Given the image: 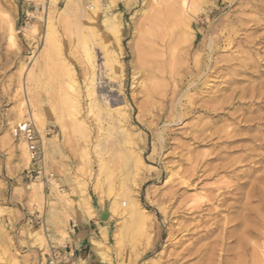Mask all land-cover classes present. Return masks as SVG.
Masks as SVG:
<instances>
[{
	"label": "rangeland",
	"instance_id": "rangeland-1",
	"mask_svg": "<svg viewBox=\"0 0 264 264\" xmlns=\"http://www.w3.org/2000/svg\"><path fill=\"white\" fill-rule=\"evenodd\" d=\"M158 1H117L119 48L102 22V0L94 22L84 16L92 0H74L61 13L67 0H0V264H49L50 247L64 250L71 222L88 216L82 204L88 201L91 217L97 216L92 205L101 206L102 264H193L180 253L219 239L217 230L210 241L195 240L211 223L234 215L224 206L214 210L211 198L222 189L232 204L233 188L259 174L243 178L256 158L249 149L253 136L264 138V119L245 120L264 116V91L257 98L243 92L264 81V0H188L187 15L181 0ZM31 24L39 27L33 34L24 31ZM102 45L118 55L112 70L103 66ZM95 75L98 95L126 112L122 124L113 120L115 112L99 119L88 114L85 90ZM67 94L78 96L81 124L70 115ZM34 110L41 125L29 115ZM26 119L42 138L41 177L26 175L31 162L18 146L25 141L14 133ZM137 158L143 165L135 166ZM33 179L42 182L41 199L29 187ZM123 190L122 199L137 200L144 229L121 231V216H112L109 207ZM261 238H243L236 228L224 255L215 244L212 264H264Z\"/></svg>",
	"mask_w": 264,
	"mask_h": 264
},
{
	"label": "bare ground",
	"instance_id": "bare-ground-1",
	"mask_svg": "<svg viewBox=\"0 0 264 264\" xmlns=\"http://www.w3.org/2000/svg\"><path fill=\"white\" fill-rule=\"evenodd\" d=\"M79 1V0H78ZM103 2V11H102V22L106 28L107 31H109L110 35L113 36L114 40L116 41L115 43H117L116 45L120 48V27H121V14L119 11H115L116 9V3L117 1L119 2H123L124 5L129 6V4L131 3L132 0H102ZM193 1V0H192ZM191 1V2H192ZM195 1V0H194ZM51 2L53 4H55L56 0H51ZM74 2V0H67V3L65 5V8H62L60 10V13L65 11L66 7H69L70 4H72ZM100 2L101 0H92V2H90V7L89 11H86L85 9L83 10L86 11L84 12V16L86 13L85 18L87 17L88 21H93L95 19V15L99 12L100 10ZM81 3V0H80ZM151 3L154 5L159 4L158 0H151ZM194 3V2H193ZM178 4V3H177ZM180 9L182 11L183 14L187 15L186 13H188L190 11V6H189V2L188 0H181L180 3ZM81 5V4H80ZM192 5V4H191ZM195 5V4H194ZM15 6V5H14ZM171 6V5H170ZM81 7V6H80ZM173 7V6H172ZM55 8V7H54ZM82 8V7H81ZM170 8V7H169ZM175 8V7H174ZM173 8V9H174ZM192 8V6H191ZM83 9V8H82ZM171 9V8H170ZM176 9V8H175ZM154 10V9H153ZM160 11V10H159ZM173 11V10H171ZM177 11V10H176ZM180 12V11H179ZM153 13V16H155L156 14H158V11L155 9ZM178 14V13H177ZM180 14V13H179ZM176 15V14H175ZM181 15V14H180ZM183 15V17L185 16ZM191 15V14H190ZM196 15V14H195ZM152 16V17H153ZM177 16V15H176ZM182 16V15H181ZM186 17V16H185ZM190 17V16H189ZM192 18V17H190ZM157 19V18H156ZM183 19V18H182ZM184 20V19H183ZM187 21V20H185ZM190 21V20H189ZM192 21V20H191ZM94 22V21H93ZM187 23V22H186ZM185 23V25H186ZM189 23L187 24V26H189ZM38 25V24H37ZM85 25V24H84ZM192 25V24H191ZM37 27L36 24H31L29 26V31L24 30L26 32H28L29 34H33L37 31ZM84 28V27H83ZM86 28V27H85ZM87 29H89V33L91 34V38H92V34H94L95 32L93 31L94 29H92L91 27H87ZM190 29V28H189ZM10 30H14L13 26L10 27ZM192 30V29H190ZM14 32V31H13ZM25 32V33H26ZM12 33V32H11ZM188 35H190L188 33ZM192 35V34H191ZM190 38V37H189ZM194 38V37H193ZM192 39V38H191ZM190 39V41H191ZM193 40V39H192ZM225 41V40H224ZM189 43V42H188ZM194 44V43H193ZM211 46V44H210ZM212 47V46H211ZM172 50V49H171ZM170 50V51H171ZM162 51V50H161ZM164 51V50H163ZM112 52V51H111ZM110 51H108V49L106 48V46L102 45L101 46V60L103 63L104 67H107L109 70H112L116 64H118V55L115 54L114 52L111 53ZM166 53V52H165ZM164 54V53H163ZM163 54L161 56H163ZM171 54V53H170ZM174 54V53H172ZM173 56V55H172ZM174 57V56H173ZM178 59V58H177ZM198 59V58H197ZM31 60V59H30ZM200 60V59H199ZM209 60V59H208ZM172 61V60H171ZM179 60H177L178 62ZM181 61V60H180ZM198 62V61H197ZM196 62V65H197ZM209 62V61H208ZM212 62V61H211ZM216 62V61H215ZM258 62V61H257ZM256 61L253 62V64L255 65L257 63ZM34 63V62H33ZM176 63V62H174ZM213 63V62H212ZM182 64V62H181ZM195 64V63H194ZM252 63H247L245 69H248L251 67ZM176 66V64H174ZM209 65V64H208ZM214 65V64H213ZM172 66V65H171ZM205 66V65H202ZM211 66V65H210ZM34 67V66H33ZM173 67V66H172ZM200 65L198 66L199 69ZM226 67V66H225ZM228 67V65H227ZM31 68V66H30ZM161 68V67H160ZM171 68V67H170ZM175 68V66H174ZM29 69V68H28ZM168 69V68H167ZM173 69V68H171ZM170 69V70H171ZM190 69V67L188 68ZM201 69V68H200ZM199 69V70H200ZM208 69V68H207ZM32 70V69H31ZM196 70V69H195ZM209 70V69H208ZM217 70V69H216ZM161 73L165 74V71L163 69H161ZM175 71V70H173ZM181 71V70H180ZM30 72V71H29ZM28 72V73H29ZM159 72V71H158ZM168 72V71H167ZM170 72V71H169ZM168 72V73H169ZM206 72V71H205ZM27 73V72H26ZM179 74V73H178ZM177 74V75H178ZM193 74V72H192ZM191 74V75H192ZM200 74V73H198ZM211 74V73H210ZM30 75V74H29ZM102 75V74H101ZM174 76V77H178V76ZM202 75V72H201ZM208 75V74H207ZM104 76V75H103ZM108 76V75H107ZM115 76V75H114ZM166 76V75H165ZM180 76V75H179ZM33 77V76H32ZM93 78H91L90 80V85H88L86 91V97L88 99V103H87V112L88 114H93L94 116H96L99 119V116L101 115V113L106 112L108 115H111L112 112H115V117L113 116V120L116 121V123L119 125L122 124L121 121L123 118L127 117V114L124 110H121V106L112 108L108 101L104 98V97H100L98 95L97 92V75L92 76ZM34 78V77H33ZM169 78V77H166ZM171 78V77H170ZM30 79H32L30 77ZM29 79V80H30ZM165 79V78H164ZM176 79V78H175ZM180 80V79H178ZM33 81V80H32ZM71 81V80H70ZM198 81V80H197ZM196 81V82H197ZM233 81V80H232ZM30 82V81H29ZM73 83V82H72ZM68 82V87L73 88V84ZM89 83V81H88ZM188 84V83H187ZM190 84V83H189ZM195 84V83H193ZM204 85V84H203ZM175 86V85H174ZM195 86V85H193ZM176 87V86H175ZM186 89V88H185ZM188 89V88H187ZM71 90V89H70ZM75 90V89H74ZM73 90V91H74ZM99 90V89H98ZM187 91V90H185ZM264 91V81H260L258 83V85H253L251 86L249 91L243 92V96L247 95V92L250 93L251 98H257V96H261L262 92ZM104 96V95H103ZM28 97V96H27ZM78 97V96H77ZM76 97V95H71V94H67L65 99H67V101L70 103V107H71V112L70 115L72 117V119L75 121H77V123L79 122L78 119V114L80 112V104H79V100ZM191 98V96H190ZM191 101V99L189 100ZM26 102H28V99H26ZM253 103H256V101H252ZM23 103V102H21ZM63 103V102H62ZM67 103V102H65ZM192 103V102H191ZM190 103V104H191ZM29 104V103H28ZM24 105V104H23ZM67 105V104H66ZM22 108V107H21ZM19 109L18 115L20 118L23 113V108ZM28 108V107H26ZM30 108V107H29ZM213 109V108H212ZM18 110V107H17ZM211 110V109H210ZM28 112V111H27ZM26 112V113H27ZM105 113V114H106ZM29 115H31V119L35 118L37 123L39 125H41V121L40 118L38 116L37 111H33L32 114L29 113ZM24 116V115H23ZM41 117V116H40ZM101 117V116H100ZM17 118V119H18ZM80 118V116H79ZM264 119V116L262 115H256L254 117H251L250 119H246L245 121H257L256 124H259V122ZM42 120V117H41ZM99 121V120H98ZM112 121V120H111ZM44 122V121H43ZM81 124V121L79 122ZM43 124V123H42ZM102 124V123H101ZM263 124V123H262ZM122 126V125H121ZM252 126H255V124L253 123L252 125H249L248 128H251ZM111 127V126H110ZM102 128V127H101ZM99 127V129H101ZM84 130V129H83ZM13 131V130H12ZM101 131V130H100ZM263 134V133H262ZM46 141V140H45ZM252 145L250 146V151H255V155L256 158L252 157L251 154H246L245 157L246 159L248 157H252L250 159V162H252V165H248L245 169H243V178L244 177H251L254 172L260 171L259 174H256L252 180H248L245 181L243 180L242 183L237 184L233 189L235 191V195L236 197L234 198L235 201L232 204H227L226 203V197L223 195V191L221 192L220 187L217 189L220 190V193L215 194L214 197L211 198L212 201L215 200V202L217 203V205H215L213 207L214 210H216L217 206H224L225 210H231L234 215L232 217L229 218H225L224 217V221L223 223L220 225L218 224V222H213L211 223L206 230H204V233L198 235L196 237V242L197 241H201L203 239H207L208 237L211 238V235L213 233H215V231L219 230L221 232V235L219 237V239H212L208 244H204L203 246H198L195 247L193 244V247H189L183 250L182 253H180V258L183 259L185 257H190V259L194 260L193 264H212V255L214 253L215 250V244H217L218 242H220V245L223 247V255L228 251V247L227 245L230 243L229 241H227V239L229 237H231L233 235V231L236 228H240L241 229V236H250V237H255V238H261L264 235V166H257L255 163L259 160H264V138L260 135H255L252 138ZM26 143L22 142V144H18V146L20 145V150L22 151L23 155L25 156L23 159L26 160V164L31 162V156L30 153L25 145ZM96 145V144H95ZM94 145V146H95ZM44 147V146H43ZM18 148V149H19ZM44 149V148H43ZM94 150V149H93ZM257 150H261L263 152L257 153ZM21 153V152H20ZM256 159V160H255ZM102 162V161H101ZM104 162V161H103ZM247 163V162H246ZM142 164V159L141 158H137L136 162H135V166L141 165ZM25 165V164H24ZM143 165V164H142ZM45 166V165H44ZM139 167V166H138ZM45 169V168H44ZM195 169V168H194ZM194 175V174H192ZM189 177V176H188ZM40 180V179H39ZM54 180V179H53ZM56 181V180H55ZM186 181L183 180L182 183H185ZM42 183V182H41ZM40 182H38L36 179L32 180L31 183L28 185L29 187L32 188L33 190V195L36 197V199H39L42 195V184ZM53 183V182H51ZM58 184V183H57ZM44 185V184H43ZM55 186V185H54ZM57 186V185H56ZM55 186V188H56ZM59 186V185H58ZM60 187V186H59ZM58 188V187H57ZM224 188V187H223ZM57 190V189H55ZM84 190V189H83ZM31 191V190H30ZM32 192V191H31ZM60 192V191H59ZM81 192L82 189H81ZM30 193V192H29ZM62 194V193H60ZM83 194V193H82ZM126 195V191H121L119 193V195L114 199V201L111 203L109 210L111 211L112 216L113 215H119L121 216V219L123 221V225L121 226V231H123L124 229L125 232L129 231L127 230L128 228H130L131 226L133 227V225H137L138 229H144L146 227L144 218L142 217V210L137 202V200L131 196H127V200L122 199L121 197L123 195ZM220 196H222L221 198H219ZM34 197V198H35ZM45 196H43L44 198ZM41 199V198H40ZM82 199H86V198H82ZM243 200V202H241ZM38 201V200H37ZM36 201V203H37ZM83 201V200H82ZM87 201V200H86ZM35 202V200H34ZM252 202H256L255 205H251ZM86 203V204H84ZM38 204V203H37ZM41 204V203H40ZM82 204H84L83 206L87 205V208L84 209L87 211L88 216H92L93 212H92V208L90 205V202H83ZM39 205V204H38ZM43 205V204H42ZM86 207V206H85ZM83 209V210H84ZM143 225H145V227L143 228ZM99 228L102 231V233L104 234V227L103 225L99 224ZM147 229V228H146ZM239 230V229H238ZM143 231V230H142ZM219 232V233H220ZM40 233V232H39ZM237 233V232H236ZM34 234V233H33ZM42 234V233H41ZM45 234V233H44ZM147 234V233H146ZM143 234V235H146ZM214 235V234H213ZM46 236V235H45ZM37 239L41 242V244L45 245V243H47V237H44L43 235H38ZM254 239V238H253ZM262 239V238H261ZM230 240V239H229ZM244 240V239H243ZM251 240V239H249ZM235 241V240H234ZM238 241V240H237ZM252 241V240H251ZM250 241V242H251ZM36 242V241H35ZM239 242V241H238ZM94 243V250L100 255V257L103 260H107L104 257V253L102 252V243L100 241H93ZM237 243V242H236ZM241 243V242H240ZM254 245V244H253ZM218 248V246H216ZM240 247V246H239ZM246 247V246H245ZM253 247V246H252ZM257 247V246H256ZM264 249V248H263ZM255 250V249H252ZM257 250V249H256ZM255 250V251H256ZM262 250V249H261ZM254 252V251H253ZM221 254V253H220ZM260 254V253H259ZM262 254V253H261ZM260 254V256H261ZM220 256V255H219ZM218 256V257H219ZM262 257V256H261ZM221 258V257H220ZM219 258V259H220ZM264 258V252H263V257ZM186 260V258H185ZM260 260V259H259ZM179 260H175V262H177ZM225 261V260H224ZM262 262H264V259L261 260ZM43 264V263H42ZM183 264V262H182Z\"/></svg>",
	"mask_w": 264,
	"mask_h": 264
},
{
	"label": "crops",
	"instance_id": "crops-1",
	"mask_svg": "<svg viewBox=\"0 0 264 264\" xmlns=\"http://www.w3.org/2000/svg\"><path fill=\"white\" fill-rule=\"evenodd\" d=\"M92 206L96 217L80 214L76 227L72 229L69 225V240L66 241L63 250L68 257L64 264H102L99 255L94 250L93 243V241L102 242L98 225V222H101V219H98L101 206L98 203Z\"/></svg>",
	"mask_w": 264,
	"mask_h": 264
},
{
	"label": "built area",
	"instance_id": "built-area-1",
	"mask_svg": "<svg viewBox=\"0 0 264 264\" xmlns=\"http://www.w3.org/2000/svg\"><path fill=\"white\" fill-rule=\"evenodd\" d=\"M15 135L22 138L31 156L30 167L26 170L27 176L41 177L44 175V156H43V143L42 138L37 131L35 124L32 120L26 119L15 125ZM76 227L75 222H71V228ZM49 264H64L67 261L68 255L65 251H61L55 247H50Z\"/></svg>",
	"mask_w": 264,
	"mask_h": 264
}]
</instances>
